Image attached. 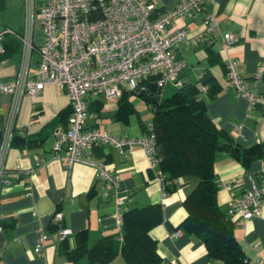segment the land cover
<instances>
[{
	"label": "crops",
	"instance_id": "1",
	"mask_svg": "<svg viewBox=\"0 0 264 264\" xmlns=\"http://www.w3.org/2000/svg\"><path fill=\"white\" fill-rule=\"evenodd\" d=\"M155 1L160 9H169L179 0ZM207 13H212L217 21L211 33H203ZM23 18L22 0H0V30L5 26L19 29ZM176 26L186 31L185 39L176 48V54L185 61V67L177 74L181 84L195 82L202 89L207 87L209 78L216 80L221 88L214 97L206 98V107L217 127L241 145L264 141V102L249 107L247 99L237 95L228 84L226 74L227 58H235L245 85L264 92V73L258 78L252 76L264 64V0L209 1L202 9L177 19ZM228 31L237 37V42L227 52L222 50L221 41L222 34ZM194 37H198L196 42L192 40ZM17 59V50L10 48L3 54L0 77L13 76ZM174 87L180 86L167 83L156 96L168 94ZM101 94L90 93L85 98L90 112L89 126L108 127L119 137L142 134L141 122H149L152 112L146 118L135 101L139 97L149 109L150 101L140 97L138 91L130 92L135 112L126 113L122 120L114 116L119 98H103ZM9 104L10 95L1 93L0 129L6 122ZM68 107L67 95L52 83L35 96L24 95L21 100L14 120L16 141L5 161L10 181L0 185V264H76L64 252L58 237L60 227H69L72 234L86 230L91 242L113 235L116 253L105 264H125L119 250L114 198L97 177L96 167L79 161L67 166L51 149L55 130L67 125ZM133 116L136 119L132 120ZM239 125L241 134L236 133ZM84 154L95 162L105 163L117 174L119 190L127 194L125 208L161 205V219L149 230L157 240L159 264L210 263L203 241L184 232L179 225L186 215L182 202L197 183L195 175L177 178L174 190L166 193L138 144L132 145L128 152H121L110 143H97L85 149ZM36 157L43 159L38 166ZM214 170L219 183H234L230 190L219 186L216 193L220 209L226 212L231 192H240L251 182L264 181V157L243 166L228 151L220 150L215 154ZM56 212H60V220L54 218ZM231 218L233 235L246 255L247 264L264 263V208L259 216L244 223L239 216ZM41 231L46 238L36 252L34 247ZM67 243L69 247L72 245V237H68Z\"/></svg>",
	"mask_w": 264,
	"mask_h": 264
},
{
	"label": "built area",
	"instance_id": "2",
	"mask_svg": "<svg viewBox=\"0 0 264 264\" xmlns=\"http://www.w3.org/2000/svg\"><path fill=\"white\" fill-rule=\"evenodd\" d=\"M209 1L214 0H179L172 8L160 9L155 0H22L21 27L5 26L0 30V63L6 50V37H14L19 42L15 73L11 77H0V94L10 95L0 135V185L10 181L5 161L23 96H35L46 84H55L68 97L69 116L66 127L55 130L53 154L67 166L79 161L96 167L97 177L114 198L115 223L120 230L127 194L120 192L117 174L105 163L95 162L85 155L84 150L107 142L121 152H128L132 145L138 144L163 188L154 155L156 137L150 121L145 132L132 137L115 136L108 127L89 126L90 112L85 98L90 93L119 98L123 91L145 89L144 81L149 77L158 87L167 83L180 86L177 74L185 67V61L176 54V48L185 39L186 31L176 26V20L202 9ZM216 26L214 15L207 13L203 18V33H211ZM37 28L42 31L40 41L36 39ZM197 39L192 40L196 42ZM236 42L234 34L224 32L221 48L228 52ZM262 73L264 64L259 65L252 76L258 78ZM226 74L228 84L234 87L237 95L247 99L249 107L264 102V92L250 89L243 82L235 58H227ZM240 128L241 125L236 127L237 134H241ZM42 160L36 157V165ZM232 184L220 182L219 186L230 190ZM262 208L264 181L251 182L240 192H231L226 214L239 216L244 223L259 216ZM60 217V212L54 214L56 220ZM70 235L69 227L59 228V240ZM45 238L46 233L41 231L34 247L36 252Z\"/></svg>",
	"mask_w": 264,
	"mask_h": 264
},
{
	"label": "trees",
	"instance_id": "3",
	"mask_svg": "<svg viewBox=\"0 0 264 264\" xmlns=\"http://www.w3.org/2000/svg\"><path fill=\"white\" fill-rule=\"evenodd\" d=\"M6 39L9 42L5 40V53L10 48L19 51L16 38L7 36ZM151 79L149 77L144 81L146 86ZM206 84L205 90L195 82L183 88L174 87L172 92L157 95L154 102L148 103L156 137L154 155L166 193L174 190L177 178L186 174L197 177L196 185L182 202L186 215L179 225L184 232L195 234L203 241L210 263L247 264L246 255L233 235L232 218L217 203L219 182L214 159L218 151L226 150L243 166H248L264 157V141L241 145L231 134L217 127L207 112L206 98L214 97L221 86L213 78H209ZM130 92L134 93V90L123 91L117 101L114 116L118 119L123 120L127 117L126 113L135 112L129 100ZM146 124L141 122L142 133L146 131ZM15 141L16 134L13 133L11 144ZM121 216L117 238L124 263L159 264L161 257L156 249L157 240L149 230L161 219V205L152 203L141 207H123ZM55 224L60 227L57 222ZM68 237H72L70 247ZM61 241L67 257L76 264L81 261L84 264H105L116 253L113 235L91 242L87 231L81 230Z\"/></svg>",
	"mask_w": 264,
	"mask_h": 264
},
{
	"label": "water",
	"instance_id": "4",
	"mask_svg": "<svg viewBox=\"0 0 264 264\" xmlns=\"http://www.w3.org/2000/svg\"><path fill=\"white\" fill-rule=\"evenodd\" d=\"M188 83H182L179 88L187 86ZM161 87H158L156 82L152 81L147 84L145 89L138 91V95L143 97L145 100L154 102L156 100V94L160 93Z\"/></svg>",
	"mask_w": 264,
	"mask_h": 264
},
{
	"label": "rangeland",
	"instance_id": "5",
	"mask_svg": "<svg viewBox=\"0 0 264 264\" xmlns=\"http://www.w3.org/2000/svg\"><path fill=\"white\" fill-rule=\"evenodd\" d=\"M41 37H42V31L40 28H37L36 30V39L38 41L41 40ZM101 97L103 98H112V97H107L105 94H101ZM135 104L140 108V111H141V114H143L144 116H146V118L148 116L151 117V114H150V109L146 106L145 102L143 100H141L139 97L136 98V101H135ZM148 117V119L150 118ZM136 119L135 116L132 117V120ZM135 123V121H133Z\"/></svg>",
	"mask_w": 264,
	"mask_h": 264
}]
</instances>
